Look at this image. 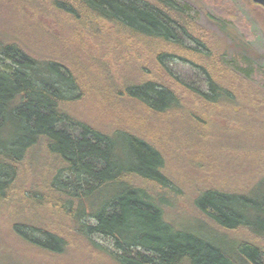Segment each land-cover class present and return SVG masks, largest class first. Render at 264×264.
Returning a JSON list of instances; mask_svg holds the SVG:
<instances>
[{"label":"trees","instance_id":"obj_1","mask_svg":"<svg viewBox=\"0 0 264 264\" xmlns=\"http://www.w3.org/2000/svg\"><path fill=\"white\" fill-rule=\"evenodd\" d=\"M209 1L229 21H239L228 0ZM51 4L78 40L82 35L90 41L89 53L110 64L113 78L130 79L113 95L134 107L142 124L179 112L195 127L207 128L200 116L213 105L248 104L247 97L236 96L228 85L240 90L245 82H221L225 76L217 46L209 45L176 0ZM171 59L198 70L208 92L173 75L165 65ZM145 60L147 66L140 62ZM227 69L224 73L235 77ZM82 82L69 64L39 60L14 43H0V204L49 211L60 220L49 224L51 229L64 225L67 233L117 264H264L263 248L230 235L244 232L264 241V175L244 193L211 190L197 200L196 223L206 235L177 228L166 221L162 207V192L175 189L164 173L163 154L129 130L107 132L76 118L70 109L82 100ZM242 110L239 119L254 115L247 107ZM12 227L21 240L42 251L59 254L68 246L57 231L43 226ZM95 238L109 241L114 251L96 244Z\"/></svg>","mask_w":264,"mask_h":264},{"label":"rangeland","instance_id":"obj_2","mask_svg":"<svg viewBox=\"0 0 264 264\" xmlns=\"http://www.w3.org/2000/svg\"><path fill=\"white\" fill-rule=\"evenodd\" d=\"M51 1L0 0V43H14L39 60L73 67L85 87L82 100L70 109L71 113L100 130H129L153 143L163 154L164 173L175 187L162 192L166 200L162 205L166 221L177 228L206 235L196 223L200 219L194 207L197 200L211 190L225 194L244 193L264 175V9L251 0H228L241 19L235 22L229 21L219 7L213 8L209 0H176L194 18L209 45L217 46L214 51L221 57L222 75L225 76L221 82L227 83V79L245 82L240 90L231 83L228 85L236 96L247 97L248 104L236 101L213 105L200 116L207 121L209 127L205 128L195 127L179 112L149 118L142 124L144 119H138L140 114H135V108L116 101L113 95L130 79L117 78V75L113 78L108 73L110 64L89 53L93 52L90 41L80 34L82 41L77 39L79 36L53 12ZM126 53L129 57L133 55L130 49ZM140 62L147 66V60ZM165 65L183 83L200 92H208L206 81L198 70L172 59ZM227 68L236 74L235 77L224 73ZM245 107L254 115L250 119H239L238 112ZM39 168L37 165L36 169ZM34 172L40 174L41 171ZM259 195L260 191L256 193L257 197ZM59 221L43 208L21 211L0 204V264H117L105 253L88 246L82 238L67 233L64 225H57L55 229L49 227ZM18 223L57 231L68 246L59 254L37 249L15 235L12 226ZM210 235L212 237V232ZM230 235L264 249L261 239L244 232ZM94 242L114 251L111 243L103 238H95Z\"/></svg>","mask_w":264,"mask_h":264},{"label":"water","instance_id":"obj_3","mask_svg":"<svg viewBox=\"0 0 264 264\" xmlns=\"http://www.w3.org/2000/svg\"><path fill=\"white\" fill-rule=\"evenodd\" d=\"M253 4L264 9V0H251Z\"/></svg>","mask_w":264,"mask_h":264}]
</instances>
